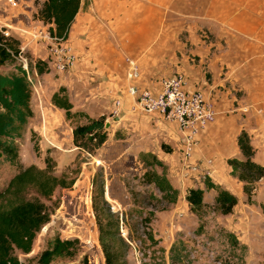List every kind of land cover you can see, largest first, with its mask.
Returning <instances> with one entry per match:
<instances>
[{
    "label": "crops",
    "instance_id": "crops-1",
    "mask_svg": "<svg viewBox=\"0 0 264 264\" xmlns=\"http://www.w3.org/2000/svg\"><path fill=\"white\" fill-rule=\"evenodd\" d=\"M30 1L17 18L11 16L12 23L5 20L9 14L3 17L9 33L12 27H48L37 18L42 0L37 8ZM87 1L65 39L73 60L64 70L47 61L53 87L47 103L32 106L31 96L32 115L44 117L48 135L64 122L70 141L63 111L50 103V95L63 87L73 110L111 117L113 133L122 134L117 141L124 144L121 155L153 153L166 166V177L179 198L184 200L189 188H203L206 175L236 197L235 213L245 195L241 183L229 175L226 160L241 157L236 143L241 130L249 136L253 160L264 165V0ZM24 49L41 60L47 57L42 43L30 42ZM127 59L137 64L139 75L133 83L138 88L155 92L162 78L179 73L185 89L200 90L211 104L214 118L197 134L187 160L176 122L132 109L126 92ZM161 144L170 150L164 151ZM254 190H264V177ZM206 192L212 199L214 191Z\"/></svg>",
    "mask_w": 264,
    "mask_h": 264
},
{
    "label": "rangeland",
    "instance_id": "rangeland-1",
    "mask_svg": "<svg viewBox=\"0 0 264 264\" xmlns=\"http://www.w3.org/2000/svg\"><path fill=\"white\" fill-rule=\"evenodd\" d=\"M26 1L13 0V3H8L0 0V22L9 14V20H5L12 23L11 16L17 18L18 11H22ZM30 2L37 8L40 0ZM19 23L23 24V21ZM24 28L10 29L9 34L19 41V45L26 42L20 31ZM21 54L22 59L19 58V61L25 66V57L31 62L38 58L25 49ZM44 61L49 68L51 58L47 55ZM27 75L31 82L32 106L38 105L40 101L42 104L47 103V95L51 92L54 80L51 70L37 74L33 69H28ZM34 115L17 139L19 165L22 168L33 165L44 176L55 177L56 182L63 181L65 184H57L49 197H40L49 219L36 233L28 253L14 250L22 264H33L46 243L56 236L78 240L76 254L72 257H57L54 259L56 264H83V256L86 257V264H103L90 206L91 196L99 191V185H102L103 198L109 210L118 214L119 235L123 239H130L125 253L128 264H167L168 247L175 237L186 241L192 259L190 264H219L217 259L226 258L228 252L220 229L232 231L246 245L245 264H264V218L258 206L264 201V190H254L252 202L248 203L244 199L238 203L235 213L230 215L212 213L205 208L201 218L202 232L197 234L195 230L200 221L189 212L181 197L177 196L173 204L160 202L150 197V194L158 196L152 186L139 184L142 165L138 162V153L135 156L131 152L121 155L124 144L113 137L114 121L111 117L104 119V122L109 123L107 128L104 127L105 141L92 155H88L67 140L69 132L64 122L58 124L55 132H48V135L44 131V117L40 113ZM34 145L36 148H33ZM17 169V166L0 158V190ZM37 190L36 186L28 185L23 192L24 197H36ZM203 198L210 202L207 192ZM147 233H150L151 238Z\"/></svg>",
    "mask_w": 264,
    "mask_h": 264
},
{
    "label": "trees",
    "instance_id": "trees-1",
    "mask_svg": "<svg viewBox=\"0 0 264 264\" xmlns=\"http://www.w3.org/2000/svg\"><path fill=\"white\" fill-rule=\"evenodd\" d=\"M87 0H42L37 10V18L48 24L49 33L56 37L66 38L69 26L79 10L86 8ZM0 29V158L10 165L17 166V172L0 190V264H22L14 250L28 253L32 241L40 228L48 222L49 213L41 198L49 197L57 184L55 177L44 176L33 165L22 168L18 161L17 139L21 137L32 115L30 109L31 82L28 69L41 74L49 70L46 62L35 58L32 62L26 58V68L19 61V41L11 35L4 36ZM22 55V54H21ZM5 67H8L5 69ZM50 103L63 111V118L70 125V142L78 150L92 155L105 141V116L90 117L82 110H73L65 94L59 87L50 95ZM115 139L122 138L119 130L113 133ZM236 143L241 157H229V175L241 183L246 202H252L255 183L264 177V165L253 160V148L249 136L241 130L236 136ZM165 151L169 147L161 144ZM33 148H36L34 145ZM142 172L138 176L140 185L152 186L158 196L150 194L152 199L167 204L177 200L178 190L166 177L165 165L151 152L140 151L137 154ZM159 168L160 170H157ZM203 188L194 187L185 191L184 200L190 213L199 223L195 230L202 232V215L205 208L212 213L226 215L231 213L237 200L225 188L213 183L208 176L202 178ZM28 185L37 187V196L25 198L24 190ZM212 189L214 195L210 202L204 201V191ZM91 196V211L98 232L97 241L103 257V264H128L125 259L126 248L130 239L119 235L118 214L111 212L103 198V188ZM264 218V201L259 204ZM148 221V219H147ZM227 246L226 258H218L219 264H245L246 245L229 230L219 232ZM151 238L150 233H147ZM78 240L53 237L38 253L33 264H56L57 257H72L76 254ZM167 264H190V249L181 237H175L168 247ZM82 263L86 264L83 256Z\"/></svg>",
    "mask_w": 264,
    "mask_h": 264
},
{
    "label": "built area",
    "instance_id": "built-area-1",
    "mask_svg": "<svg viewBox=\"0 0 264 264\" xmlns=\"http://www.w3.org/2000/svg\"><path fill=\"white\" fill-rule=\"evenodd\" d=\"M6 1L13 3V0ZM4 22V20L0 22V29L3 28L2 34L8 36L10 34L7 27L10 25ZM20 31L26 40L19 45L20 53L28 42L42 43L56 69L64 70L72 62L73 55L65 44L66 38L51 35L47 26L27 27ZM18 57L22 59L21 54ZM127 66L126 79L129 84L126 92L131 98L132 109L143 113H153L165 120L176 122L182 135V157L187 160L197 134L214 118L211 104L207 102L200 90L185 89L183 76L179 73L162 78L159 89L155 92L138 88L133 83L139 75L137 64L134 60L127 59ZM22 67L26 70L25 64Z\"/></svg>",
    "mask_w": 264,
    "mask_h": 264
},
{
    "label": "water",
    "instance_id": "water-1",
    "mask_svg": "<svg viewBox=\"0 0 264 264\" xmlns=\"http://www.w3.org/2000/svg\"><path fill=\"white\" fill-rule=\"evenodd\" d=\"M114 120H116V118H114ZM108 125H109V123H108V122H105V123H104V127H105V128H107V127H108Z\"/></svg>",
    "mask_w": 264,
    "mask_h": 264
}]
</instances>
